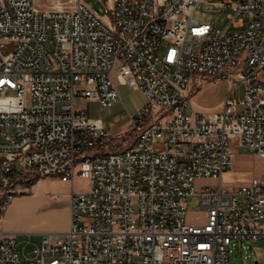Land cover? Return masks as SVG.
Returning a JSON list of instances; mask_svg holds the SVG:
<instances>
[{
  "label": "built area",
  "instance_id": "obj_1",
  "mask_svg": "<svg viewBox=\"0 0 264 264\" xmlns=\"http://www.w3.org/2000/svg\"><path fill=\"white\" fill-rule=\"evenodd\" d=\"M101 1L107 21L83 0H0V211L29 177L91 181L69 194V229L39 233L32 250L33 233L23 241L0 225V264H229L239 243L264 241V183L220 181L236 148L264 158V0ZM201 3L230 7L228 24L194 19ZM222 79L219 111L187 112L193 89ZM118 83L146 104L131 143L111 150L75 100L111 107ZM200 178L219 182L197 188ZM191 197L199 224L186 219Z\"/></svg>",
  "mask_w": 264,
  "mask_h": 264
},
{
  "label": "rangeland",
  "instance_id": "obj_2",
  "mask_svg": "<svg viewBox=\"0 0 264 264\" xmlns=\"http://www.w3.org/2000/svg\"><path fill=\"white\" fill-rule=\"evenodd\" d=\"M95 9L104 21L108 20L106 5L101 0H83ZM40 8H50L57 4L69 6V0H36ZM111 6L110 3H108ZM218 5L201 3L193 13L194 19L201 23L212 24L215 30L224 28L229 22V15L233 12L230 7L219 11ZM110 16V15H108ZM165 42L162 44V49ZM47 51L55 48V41L51 36L46 42ZM259 79L264 81V70ZM81 89V88H79ZM119 101L111 107H103L98 101L77 97L75 106L87 112L89 118L101 120L111 136L112 148L117 150L128 146L132 140L131 131L134 123L131 118L146 104V96L142 90L134 89L128 84H117ZM231 89L227 79L205 83L201 89L193 91L188 97L187 112L193 116L208 115L219 111ZM9 94L8 91L0 92ZM236 96H243V85L237 89ZM127 135L124 141L122 138ZM122 140V142H121ZM115 143V144H114ZM231 174L229 178L222 177V184L236 186L239 182L248 181L258 176L264 183V158H259L247 148H236L232 158ZM197 180V188L203 185H213V180ZM26 188L25 194L14 195L10 200L1 220V227L6 231L19 234V240L27 241V233H33L32 244L27 250H32L35 243L40 242L41 232H62L70 227L71 215L68 195L72 192H85L90 189L89 179L76 178L73 182L64 181L60 177L40 178L37 183ZM186 219L190 223L199 224L203 220V211L196 197L186 202ZM264 264V241H246L232 248L229 264Z\"/></svg>",
  "mask_w": 264,
  "mask_h": 264
},
{
  "label": "crops",
  "instance_id": "obj_3",
  "mask_svg": "<svg viewBox=\"0 0 264 264\" xmlns=\"http://www.w3.org/2000/svg\"><path fill=\"white\" fill-rule=\"evenodd\" d=\"M193 91H197V89H193L191 92H190V94L193 92ZM189 94V95H190ZM125 147H122V148H118L117 150H123ZM230 174H231V170H229V171H227V172H225L223 175H222V177H225V178H229L230 177ZM222 177H221V179H222ZM221 179H220V181H221ZM197 180H207V178H200V179H197ZM208 180H213L214 181V184L213 185H216V184H218V182H219V180H217V179H213V178H209ZM250 180V179H249ZM244 182H246V181H241V182H239L236 186H238V185H240V184H242V183H244ZM225 185H227V184H225ZM228 186H231V185H228ZM232 187H234V186H232ZM88 191V190H87ZM68 198H69V195H68ZM8 207V206H7ZM69 208H70V203H69ZM7 209V208H6ZM6 212V211H5ZM204 215V214H203ZM1 220H2V218L0 219V225H1ZM205 220V215L203 216V220H202V222ZM67 231V230H66Z\"/></svg>",
  "mask_w": 264,
  "mask_h": 264
},
{
  "label": "trees",
  "instance_id": "obj_4",
  "mask_svg": "<svg viewBox=\"0 0 264 264\" xmlns=\"http://www.w3.org/2000/svg\"><path fill=\"white\" fill-rule=\"evenodd\" d=\"M40 179V177L39 176H33V177H29V178H27L26 180H25V187H30V186H32V185H34L35 183H37V181ZM18 194H25V192H21V193H17V194H15V195H18ZM8 206V205H7ZM6 206V207H7ZM5 214V212H2V211H0V218H2L3 217V215Z\"/></svg>",
  "mask_w": 264,
  "mask_h": 264
},
{
  "label": "water",
  "instance_id": "obj_5",
  "mask_svg": "<svg viewBox=\"0 0 264 264\" xmlns=\"http://www.w3.org/2000/svg\"><path fill=\"white\" fill-rule=\"evenodd\" d=\"M255 264H258V262H256Z\"/></svg>",
  "mask_w": 264,
  "mask_h": 264
}]
</instances>
